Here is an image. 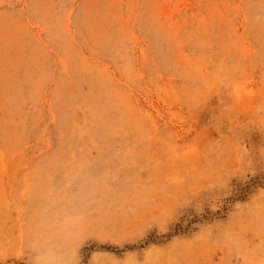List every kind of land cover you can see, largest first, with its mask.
I'll return each mask as SVG.
<instances>
[{"label":"rangeland","instance_id":"obj_1","mask_svg":"<svg viewBox=\"0 0 264 264\" xmlns=\"http://www.w3.org/2000/svg\"><path fill=\"white\" fill-rule=\"evenodd\" d=\"M0 264H264V0H0Z\"/></svg>","mask_w":264,"mask_h":264}]
</instances>
